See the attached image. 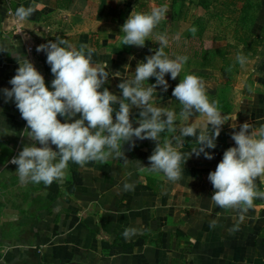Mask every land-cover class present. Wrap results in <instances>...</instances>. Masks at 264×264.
<instances>
[{"label": "crops", "instance_id": "1", "mask_svg": "<svg viewBox=\"0 0 264 264\" xmlns=\"http://www.w3.org/2000/svg\"><path fill=\"white\" fill-rule=\"evenodd\" d=\"M170 1L175 10L178 5L172 22L181 31L170 33L158 26L145 46L137 47L122 45L121 27L132 11L149 12L159 6L158 0H150L147 10L130 0H75L69 9L57 8L56 0H0V239L4 248L0 264H264V199H256L239 222L234 210L212 202L214 189L208 180L224 151L235 146L231 124L247 122L254 132L264 128V43L250 56L234 38L229 19L219 20L206 9L215 0L208 5L199 0ZM259 2L252 29L264 39V0ZM22 5H32L35 11L17 24L13 13ZM193 27L210 50L209 56L223 47L219 67L201 69L188 59L176 80L166 74L169 88L167 92L158 88L154 99L159 107L179 111V102L172 96L179 80L185 74L203 78L226 122L217 147L206 150L213 153V159L203 154L189 157L196 142L185 138L179 150L188 160L181 166L182 178L171 182L162 173L153 174L135 163L149 167L148 157L156 144L133 137L122 145L126 160L90 162L84 167L69 162L65 179L49 186L20 182L18 166L10 161L30 141L14 100L6 102L3 94V89L12 87L9 81L19 67L13 55L33 62L51 90L54 76L46 53L37 52V47L57 38L77 47L87 44L95 50L93 62L107 65L110 77L105 86L119 96L121 80L133 78L137 65L159 48L157 34L167 33L165 51L175 49L178 54ZM28 46L33 47L32 53ZM192 46L198 47L197 43ZM241 53L248 58L243 68L236 62ZM227 57L230 71L224 63ZM155 82L149 78V84ZM138 116L134 109L133 127L138 126ZM168 136L162 133L161 141ZM125 183L133 184L134 190L125 191ZM256 183L264 190V182L257 179ZM211 221H217L215 227H210ZM129 228H136L137 233L126 238L123 233Z\"/></svg>", "mask_w": 264, "mask_h": 264}, {"label": "clouds", "instance_id": "2", "mask_svg": "<svg viewBox=\"0 0 264 264\" xmlns=\"http://www.w3.org/2000/svg\"><path fill=\"white\" fill-rule=\"evenodd\" d=\"M34 11L32 5L18 7L13 13L14 22L23 23ZM168 11L167 5L153 7L149 12L132 11L121 27L122 45L144 47ZM190 31L195 36L197 29L193 27ZM156 39L159 48L154 54L137 65L133 78L121 80L117 85L119 96L105 86L110 77L107 65L93 62L95 50L87 44L77 47L67 39L57 38L37 47V52L46 53V63L54 76L51 90L33 62L25 56L13 55L19 67L9 81L12 87L3 89V94L6 102L14 100L26 121L30 144L10 161L18 166L16 173L21 183L49 186L62 182L69 162L84 167L90 162L126 160L122 145L133 137L156 144L148 157L149 167L139 161L135 163L153 174L162 173L171 182L182 178L181 166L188 160L179 150L185 138H194L196 142V147L187 154L189 157L203 154L208 160L214 158L206 150L217 147V138L226 123L219 102L209 97L203 78L185 74L172 91L179 102V111L157 106L154 99L158 96L157 89L167 92L169 88L166 74L176 80L189 57L173 58L166 53L167 33L157 34ZM236 62L243 68L248 58L241 53ZM152 77L156 82L149 84ZM134 109L139 113L137 127H133ZM58 117H63L64 122ZM231 127L235 146L224 151L208 180L214 189L212 202L222 209L234 210L239 222H243L254 201L264 199V190L256 183L257 179L264 182V128L254 132L247 122L233 123ZM162 133L169 134L163 141ZM123 187L125 191L134 190L131 183ZM216 224L217 221H211L210 227ZM136 233V228H129L123 235L128 238Z\"/></svg>", "mask_w": 264, "mask_h": 264}, {"label": "trees", "instance_id": "3", "mask_svg": "<svg viewBox=\"0 0 264 264\" xmlns=\"http://www.w3.org/2000/svg\"><path fill=\"white\" fill-rule=\"evenodd\" d=\"M75 0H56V7L59 9L71 8ZM85 1V0H80ZM150 0H130V2L138 6L141 10L148 8ZM157 1V0H154ZM260 0H215L211 6H206L207 10H212L211 15L223 20L229 19L234 26V38L238 43L244 45L246 52L250 56H255L260 47L264 43L262 36L253 33L252 26H254L256 19H258V11L260 9ZM197 43L198 47L193 49V45ZM181 50L178 52L174 50H166V53L175 57L176 55H187L189 59L193 60L198 68L217 69L220 59L218 56H209L208 50L205 47V42L200 35L187 36V42L181 43ZM174 48V47H172ZM224 63L229 69L228 57L224 59ZM229 71V70H228Z\"/></svg>", "mask_w": 264, "mask_h": 264}, {"label": "rangeland", "instance_id": "4", "mask_svg": "<svg viewBox=\"0 0 264 264\" xmlns=\"http://www.w3.org/2000/svg\"><path fill=\"white\" fill-rule=\"evenodd\" d=\"M212 1L213 0H199V2H202L204 5H208V4L212 3ZM154 2H156V1H154ZM156 4H158L159 6L167 5L168 8H169V11H168L169 13H167L166 19H164L160 23L159 26H163V30L167 28L170 31V33H174V32L176 33V31H177V33H178V31L180 32L181 30L180 29L178 30V28L176 29L175 28L176 27L175 24L172 22V20H174V17L177 16L178 5H177V9L175 10L174 7L176 5H173L170 0H158V2H156ZM147 9H149V5H148ZM147 9H142V10H147ZM165 22L170 24L169 27L168 26H164L163 23H165ZM215 22H216L215 27H218L219 29H221V26L219 24L220 22L219 21H215ZM223 52H224V49L221 46V47L217 48V52H216L215 56H220V55H222Z\"/></svg>", "mask_w": 264, "mask_h": 264}, {"label": "built area", "instance_id": "5", "mask_svg": "<svg viewBox=\"0 0 264 264\" xmlns=\"http://www.w3.org/2000/svg\"><path fill=\"white\" fill-rule=\"evenodd\" d=\"M27 48H28L29 53H32V52H33V47H32V46H28ZM3 252H4V248H3V245H2V241H1V239H0V255H2ZM0 258H1V257H0ZM0 260H1V259H0Z\"/></svg>", "mask_w": 264, "mask_h": 264}]
</instances>
